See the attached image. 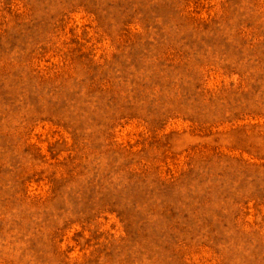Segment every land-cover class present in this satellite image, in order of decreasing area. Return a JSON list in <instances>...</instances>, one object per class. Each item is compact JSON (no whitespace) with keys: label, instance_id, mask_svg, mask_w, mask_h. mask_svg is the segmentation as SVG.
Returning a JSON list of instances; mask_svg holds the SVG:
<instances>
[{"label":"rangeland","instance_id":"rangeland-1","mask_svg":"<svg viewBox=\"0 0 264 264\" xmlns=\"http://www.w3.org/2000/svg\"><path fill=\"white\" fill-rule=\"evenodd\" d=\"M0 264H264V0H0Z\"/></svg>","mask_w":264,"mask_h":264}]
</instances>
